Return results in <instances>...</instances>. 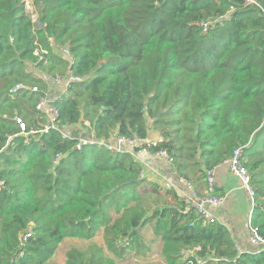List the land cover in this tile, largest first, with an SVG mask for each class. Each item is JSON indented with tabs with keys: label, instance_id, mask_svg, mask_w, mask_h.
Segmentation results:
<instances>
[{
	"label": "trees",
	"instance_id": "obj_1",
	"mask_svg": "<svg viewBox=\"0 0 264 264\" xmlns=\"http://www.w3.org/2000/svg\"><path fill=\"white\" fill-rule=\"evenodd\" d=\"M256 1L32 0L44 23L37 28L22 0H0V264H56L65 238L91 240L101 228L103 246L71 247L64 264H116L129 248L140 252L148 224L166 264L195 246L204 264H264V247L239 251L223 223L184 212L176 192L140 178L142 162L132 154L103 145L75 150L57 130L24 142L13 117L39 128V94H7L16 83L45 90L27 62L65 74L68 63L52 46L68 44L82 80L52 102L60 128L88 121L105 141L159 136L150 151H167L176 175L199 192L204 170L244 145L256 193L250 221L264 237V0ZM200 22H209L206 32ZM34 42L48 51L45 63L33 55ZM55 154L62 157L53 165Z\"/></svg>",
	"mask_w": 264,
	"mask_h": 264
},
{
	"label": "built area",
	"instance_id": "obj_2",
	"mask_svg": "<svg viewBox=\"0 0 264 264\" xmlns=\"http://www.w3.org/2000/svg\"><path fill=\"white\" fill-rule=\"evenodd\" d=\"M25 7L26 14L29 15L33 26L39 21L37 12L32 4V0H22ZM243 6L257 4L256 0H241ZM235 6L233 4L229 5L228 11H233ZM198 25L202 28L203 32H206L209 27V22H200ZM36 47L33 50V55L37 57V61L46 62L48 51L43 48L39 43L34 42ZM52 52L63 57L67 63L68 67L63 75H50L40 68H36V63H26L25 68L28 73L36 75L37 78L41 79L45 85V90H40L39 86L33 85L29 86L23 83L13 84L7 91L9 97H14L20 91H29L38 93L37 101L35 104V110L45 117V122L40 125L39 128L26 129V123L18 116H14L13 120L18 128V134L24 138V142H27V137L30 134H41L46 133L50 130H57L60 133L61 138H68L74 141L73 148L75 150H81L84 146L93 145H103L107 150L111 152H127L136 157L138 154L147 153L159 156L167 164L172 165V158L167 153V151L160 149L156 152L150 151L152 147H156L159 142L163 139L159 136L146 137V138H126L123 136H113L111 140L105 141L104 139H97L93 132L90 130L88 121L82 122V127L78 134H74L68 127L60 128L58 125V112L56 107L52 104L55 100H60L62 97L66 96L71 85L76 82H80L82 78L76 75L71 69L74 63V57L70 51L69 45L65 44L63 46H52ZM264 123V118L262 122ZM83 125H88L84 128ZM69 133V134H68ZM244 145L236 146L231 154L221 162L215 164L210 168L204 170L205 188L203 192H199L190 182L185 179H180L183 186L186 189V193L182 194L181 202L184 206V212L193 214L199 220L212 223L216 221L215 215L208 209L209 206L218 207L224 201V196L214 194L215 190V179L216 173L219 168H224L228 173L234 176L239 183V187L243 189L248 197L249 203V217H248V242L254 247H264V237L259 234L257 226L251 224V214L255 206V188L252 185L251 175L245 165L242 162V149ZM62 157V154H55L53 157V165ZM143 169L139 172V177H148V179H156L157 173L152 166L149 164L142 163ZM3 182L0 181V188L3 187ZM167 189L171 188L170 183L165 184ZM30 237V233L26 232L22 235L19 240L20 246H24L25 242ZM236 248L242 251L237 245ZM200 250L199 246L181 249L179 251V264H204L197 252ZM23 254L21 250L20 256Z\"/></svg>",
	"mask_w": 264,
	"mask_h": 264
},
{
	"label": "crops",
	"instance_id": "obj_3",
	"mask_svg": "<svg viewBox=\"0 0 264 264\" xmlns=\"http://www.w3.org/2000/svg\"><path fill=\"white\" fill-rule=\"evenodd\" d=\"M82 125L77 124L74 127L68 128L74 134L80 132ZM153 134L150 135V137ZM156 135L152 136L155 137ZM135 159L140 160L142 163H147L154 168L157 173L156 179H152L156 184L162 188L167 189L166 183H170L172 186L168 190H173L176 192L180 201L182 194L186 193V189L180 181V177L176 175L175 170L167 164L159 156H154L152 154L141 153L138 154ZM215 188L218 189L219 194L224 196V201L218 207L209 206L208 209L215 215L216 221L223 223L226 228L230 231L232 237L234 238L236 245L243 251L253 250L254 247L250 246L248 242V217H249V203L248 197L243 189L239 187L238 180L232 176L224 168H219L216 173ZM170 202H174L172 198ZM146 226H151L150 224ZM146 226L142 227L139 231L138 244L140 246V252L137 253L143 256L149 255V245L147 243L151 242L153 239L142 240L141 230ZM152 227V226H151ZM103 229L101 228L91 240H81L93 242L98 246H103ZM99 238L101 242H97L96 238ZM157 237V236H155ZM158 238V237H157ZM67 239V238H65ZM95 239V240H93ZM159 239V238H158ZM142 241V242H141ZM87 244V245H88ZM102 244V245H101ZM87 247V246H86ZM159 251L158 256L160 257L161 251V240L159 239ZM128 252V250H127ZM127 254V253H126ZM123 258V257H122ZM156 264H166L160 257L159 263Z\"/></svg>",
	"mask_w": 264,
	"mask_h": 264
},
{
	"label": "rangeland",
	"instance_id": "obj_4",
	"mask_svg": "<svg viewBox=\"0 0 264 264\" xmlns=\"http://www.w3.org/2000/svg\"><path fill=\"white\" fill-rule=\"evenodd\" d=\"M87 126L88 125H83L84 128H87ZM260 172L261 174H264V170L261 169ZM141 234H142L143 241H146L147 239H153L151 242L147 243L150 249L149 255L148 256L147 255L143 256L140 254L137 255L136 247H132L133 249L129 248L127 254L123 258L115 259L116 264H156V263H159L160 261V257L158 256L159 239L155 237L156 235L153 232V228L151 226H146L144 229L141 230ZM96 241L99 243L101 242L99 238H96ZM87 244L88 243L86 241H81L80 239L76 237H68L67 239H64L59 244L58 248L56 249L54 255L51 258V261L55 262L56 264H64L65 263V253L68 249H70L71 247L85 248ZM107 255L109 257H112V254L110 253H107Z\"/></svg>",
	"mask_w": 264,
	"mask_h": 264
},
{
	"label": "water",
	"instance_id": "obj_5",
	"mask_svg": "<svg viewBox=\"0 0 264 264\" xmlns=\"http://www.w3.org/2000/svg\"><path fill=\"white\" fill-rule=\"evenodd\" d=\"M44 26V23L43 22H38L37 24H36V27L37 28H42ZM69 134V133H68Z\"/></svg>",
	"mask_w": 264,
	"mask_h": 264
}]
</instances>
